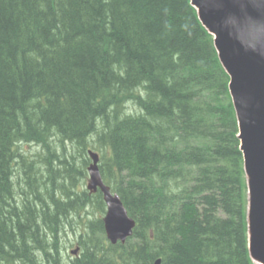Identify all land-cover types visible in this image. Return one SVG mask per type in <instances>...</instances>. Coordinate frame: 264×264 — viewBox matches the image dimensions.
<instances>
[{
    "label": "trees",
    "instance_id": "16d2710c",
    "mask_svg": "<svg viewBox=\"0 0 264 264\" xmlns=\"http://www.w3.org/2000/svg\"><path fill=\"white\" fill-rule=\"evenodd\" d=\"M229 82L191 0H0V264H61L68 234L71 264H256Z\"/></svg>",
    "mask_w": 264,
    "mask_h": 264
},
{
    "label": "water",
    "instance_id": "95a60500",
    "mask_svg": "<svg viewBox=\"0 0 264 264\" xmlns=\"http://www.w3.org/2000/svg\"><path fill=\"white\" fill-rule=\"evenodd\" d=\"M214 37L219 59L230 77L248 187V242L251 259L264 264V0H191ZM87 189L103 194L105 234L112 245L125 244L136 222L99 170V155L89 151ZM78 249L72 251L77 254ZM158 259L155 264H160Z\"/></svg>",
    "mask_w": 264,
    "mask_h": 264
},
{
    "label": "rangeland",
    "instance_id": "374dc122",
    "mask_svg": "<svg viewBox=\"0 0 264 264\" xmlns=\"http://www.w3.org/2000/svg\"><path fill=\"white\" fill-rule=\"evenodd\" d=\"M67 146H68V148H70L69 145H67ZM20 150L25 155H27L29 157H33L36 153L41 151V146H38L36 144H21ZM71 154L76 156V158H75L76 164L78 166H80L81 165L80 153L77 150H71V153H69V155H71ZM87 182H88V176L83 182H81V187L86 189L87 188ZM75 241H76V237L74 235L70 237L69 234L66 235V237L63 239V243H62L63 260H62L61 264H71V260H73L74 258H76L78 256V254L76 256H73L71 254L72 250L76 249L78 246L75 243Z\"/></svg>",
    "mask_w": 264,
    "mask_h": 264
}]
</instances>
